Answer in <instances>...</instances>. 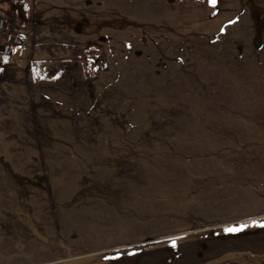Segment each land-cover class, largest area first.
Segmentation results:
<instances>
[{
    "label": "rangeland",
    "instance_id": "374dc122",
    "mask_svg": "<svg viewBox=\"0 0 264 264\" xmlns=\"http://www.w3.org/2000/svg\"><path fill=\"white\" fill-rule=\"evenodd\" d=\"M0 17V264H264V0Z\"/></svg>",
    "mask_w": 264,
    "mask_h": 264
},
{
    "label": "built area",
    "instance_id": "2783aa9c",
    "mask_svg": "<svg viewBox=\"0 0 264 264\" xmlns=\"http://www.w3.org/2000/svg\"><path fill=\"white\" fill-rule=\"evenodd\" d=\"M15 33L12 24L0 17V56L8 57L14 51Z\"/></svg>",
    "mask_w": 264,
    "mask_h": 264
},
{
    "label": "snow or ice",
    "instance_id": "6c2138e0",
    "mask_svg": "<svg viewBox=\"0 0 264 264\" xmlns=\"http://www.w3.org/2000/svg\"><path fill=\"white\" fill-rule=\"evenodd\" d=\"M213 3H215V0H213ZM238 229H228V231H237ZM173 246H175V244L173 243Z\"/></svg>",
    "mask_w": 264,
    "mask_h": 264
}]
</instances>
